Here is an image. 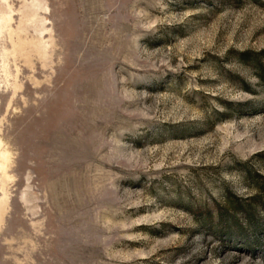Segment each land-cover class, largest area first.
Returning a JSON list of instances; mask_svg holds the SVG:
<instances>
[{
    "label": "rangeland",
    "instance_id": "1",
    "mask_svg": "<svg viewBox=\"0 0 264 264\" xmlns=\"http://www.w3.org/2000/svg\"><path fill=\"white\" fill-rule=\"evenodd\" d=\"M261 70L264 0H0V264H264Z\"/></svg>",
    "mask_w": 264,
    "mask_h": 264
},
{
    "label": "trees",
    "instance_id": "2",
    "mask_svg": "<svg viewBox=\"0 0 264 264\" xmlns=\"http://www.w3.org/2000/svg\"><path fill=\"white\" fill-rule=\"evenodd\" d=\"M262 69V68H261ZM262 72L264 71V70H261Z\"/></svg>",
    "mask_w": 264,
    "mask_h": 264
}]
</instances>
